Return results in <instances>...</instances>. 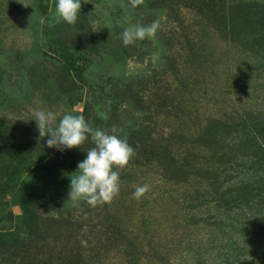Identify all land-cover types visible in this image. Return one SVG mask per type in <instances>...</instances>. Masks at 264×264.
<instances>
[{
  "label": "rangeland",
  "instance_id": "rangeland-1",
  "mask_svg": "<svg viewBox=\"0 0 264 264\" xmlns=\"http://www.w3.org/2000/svg\"><path fill=\"white\" fill-rule=\"evenodd\" d=\"M90 2L82 0L78 23L84 17L92 30L101 27V37L121 51L110 67L89 57H75V63L95 73L99 68L98 75L146 76L153 83L142 95L154 103L157 87L170 89L162 102L171 109L157 108V115L146 110L152 127L129 138L137 154L126 167L114 169L120 192L111 203L67 202L71 183L48 181L49 171L70 178L94 143L89 137L81 147L49 148L48 137H39L34 111H52L59 122L64 114L80 115L87 101L109 121L99 129L111 133L115 127L121 137L140 116L141 105L93 89L67 103L57 81L52 85L19 63L49 27L64 24L57 18V0H0V264H252L253 248L240 234L241 211L231 203L230 190L240 176L232 163H224L234 144H227L229 138L215 142L209 125L264 119V28L253 22L255 10L248 5L264 0H146V12L132 11L127 0ZM163 6L177 8L179 15L170 21ZM157 20L154 39L124 45L126 27ZM83 35L78 29L64 39L80 41ZM142 85L138 89H145ZM20 133L24 139L16 137ZM152 134L175 139L144 146ZM82 147L85 153L74 154ZM144 184L150 190L135 198ZM24 215L34 218L38 238L6 241L2 235L14 233ZM60 250L68 252L61 261Z\"/></svg>",
  "mask_w": 264,
  "mask_h": 264
},
{
  "label": "trees",
  "instance_id": "trees-1",
  "mask_svg": "<svg viewBox=\"0 0 264 264\" xmlns=\"http://www.w3.org/2000/svg\"><path fill=\"white\" fill-rule=\"evenodd\" d=\"M160 1L162 2V0ZM126 4L132 11L146 12L150 9L148 5L147 7L145 6V3L135 8L131 6L130 0H127ZM248 5L255 10V12H253L255 14L253 18H256V20L253 22L256 23L260 21V26L264 28V3L257 2ZM248 5L246 6L247 10H249ZM232 8L233 6H230L228 10ZM160 9H162L170 21L173 20L174 15H179L177 8H167V6H163V8ZM211 14V11H209L205 15ZM85 21L83 17L82 23H78L77 21V24L73 25L66 22L62 25L60 22L55 23L53 26L49 27V32L46 35L44 34L40 43L37 42L34 44L30 54L21 56L19 63L24 65L25 69L37 72L38 78L43 77V80L52 83V85L57 81L59 89H61L62 93L67 97V103L70 102L71 99L77 101L78 97L87 89L88 91L91 89L99 91V94L101 93L107 96L116 95L117 97L121 96V99H132V101H137L141 105L139 108L140 116L134 117L131 120L124 129L127 135L120 137H127L129 143V138L134 135V133L143 132L152 127V124L147 123L149 118L146 119L145 117L146 110L149 111L152 109V113L157 115V108H160V110L165 113L167 110L171 109L170 106L172 104H164L162 102L164 99L170 98V89L168 91L167 89H162L161 91L160 87H157L156 93L154 94V103H150L145 95H142L143 93H148L147 86L152 82L148 77L141 76L138 78L139 80L133 78L124 79L120 77H109L102 73L101 75L96 74L99 68L95 73V71L89 70L90 68L84 69L77 65L74 61L75 57H81L80 59L82 60L89 57L99 60L95 63L97 66L107 63L109 64L108 67H110L111 61L117 58L116 55H120L121 51L119 46H115L113 43L110 45L108 40L101 37L103 34L101 27L92 30L91 25L86 24ZM78 29L81 31L84 30V35L81 37L80 41H78L77 38H72L67 41L64 39V36L67 34L69 36L70 33L72 35L73 31ZM60 33H63V38L60 36ZM262 34V37H264V31ZM75 36L78 35L75 34ZM82 47L85 49L84 51H82ZM32 81L34 82V80ZM141 85L146 86L144 87L145 89H138ZM75 115H79V113H75ZM80 115H83L94 129H99V126L101 127L103 122H107V124L109 122L97 116L93 107L87 101ZM16 124H19V122ZM209 127L210 130L214 129L215 131V133L211 134L215 142L229 138L230 140L227 144H234L230 145L232 148L225 154L228 155L230 159L224 162L226 164L232 163L230 168L233 167L232 169L236 177L240 176V181L237 182L238 184L233 187L234 189L230 190V192L233 193L232 195H234L231 203L235 204V206L239 208V211H241L239 213L241 216V221L239 222L240 234L253 248L255 258L252 264H264V119L244 118L241 121L232 122V120H230L229 122H215L209 125ZM221 130H227V134L225 133L224 136L220 135L224 133ZM257 131L259 135L258 138L255 137L257 136ZM16 137L25 138L23 133L16 134ZM174 139L175 137L173 136H169L167 139L158 136L156 139L152 134L150 139L146 143L144 142V146L161 147L170 144ZM88 150H86V153ZM84 151V147H82L74 154L82 155L85 153ZM218 155L221 154L218 153ZM47 163V165H49L51 162ZM216 163V166L221 164L219 161ZM46 179L56 183L58 181L71 183L70 178L59 176L53 173V171H49V176ZM22 185L23 181L21 182V188ZM47 191L49 195V189H45V195ZM16 192H19V189H17ZM48 195L47 198L49 197ZM48 201L51 207L55 206L53 202H50L51 200ZM19 221L21 225L19 228L16 227L14 233L12 231L10 234L2 235L6 241H16L15 239H18L26 243L32 242L35 238H38V231L34 227V218L29 215H24L19 217ZM67 253L68 252L63 250L58 251L60 261L66 258ZM42 256L44 255L38 254V257L36 255L37 258H41ZM62 262L64 264L65 261ZM22 263H24L23 259Z\"/></svg>",
  "mask_w": 264,
  "mask_h": 264
},
{
  "label": "clouds",
  "instance_id": "clouds-1",
  "mask_svg": "<svg viewBox=\"0 0 264 264\" xmlns=\"http://www.w3.org/2000/svg\"><path fill=\"white\" fill-rule=\"evenodd\" d=\"M91 3L90 0H83ZM144 3V0H130L133 8ZM82 8V0H57L56 14L58 21L73 25L78 20ZM159 21H153L148 26L133 24L126 27L122 34L125 46L136 41L154 39ZM39 137H48L46 143L49 148L57 150L81 147L91 138L94 147L87 151V157L78 163V171L72 174L68 200L72 202L85 200L90 206L111 203L120 192V173L114 169L126 167L129 161L137 154L128 143L127 137L120 138L115 127L111 133L94 129L83 115L64 114L57 122V114L37 108L34 113ZM150 190L148 184L139 186L133 193L139 199ZM66 202V203H67Z\"/></svg>",
  "mask_w": 264,
  "mask_h": 264
}]
</instances>
